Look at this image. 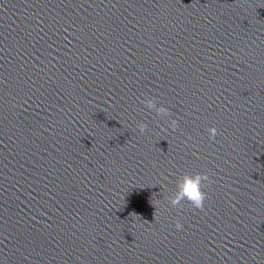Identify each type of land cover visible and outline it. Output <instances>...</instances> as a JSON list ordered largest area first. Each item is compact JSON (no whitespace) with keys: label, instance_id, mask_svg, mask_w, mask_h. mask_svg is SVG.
<instances>
[{"label":"water","instance_id":"obj_1","mask_svg":"<svg viewBox=\"0 0 264 264\" xmlns=\"http://www.w3.org/2000/svg\"><path fill=\"white\" fill-rule=\"evenodd\" d=\"M0 264H264V0H0Z\"/></svg>","mask_w":264,"mask_h":264},{"label":"clouds","instance_id":"obj_2","mask_svg":"<svg viewBox=\"0 0 264 264\" xmlns=\"http://www.w3.org/2000/svg\"><path fill=\"white\" fill-rule=\"evenodd\" d=\"M142 103L144 104L146 109L149 110V112H154L157 116H160L162 118L170 116L169 109L162 103L158 102L154 97L147 96L142 101ZM170 126L175 129L176 121H170ZM137 127L140 133H144L147 129V124L142 122L139 123ZM214 135L215 132L213 130V136ZM207 179V175L203 173H185L179 176L176 180V190L174 194L167 197L168 203L171 206L175 207L182 201L187 200L192 204L194 208L202 210L206 194L201 190V186L203 181ZM176 227L177 229H182L183 225L179 221H177Z\"/></svg>","mask_w":264,"mask_h":264}]
</instances>
